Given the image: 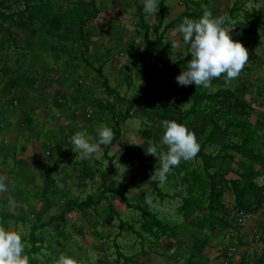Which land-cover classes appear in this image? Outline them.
I'll return each mask as SVG.
<instances>
[{
    "label": "trees",
    "instance_id": "trees-1",
    "mask_svg": "<svg viewBox=\"0 0 264 264\" xmlns=\"http://www.w3.org/2000/svg\"><path fill=\"white\" fill-rule=\"evenodd\" d=\"M164 1L160 0L157 5L160 17L158 25L148 26L143 14L144 0L141 3L133 0L136 7L134 26L142 30V34H140L142 45L139 46L137 53L141 71L136 91L140 95L134 94L127 98L124 95H119L114 88H111L107 78L100 73L110 51L107 48L104 49L105 58L91 52V46L96 44V41L91 40L86 27L88 21L98 17L101 3L96 0H0V95L6 96L9 103L13 98L11 96L13 91L17 92L24 89L30 92L32 96L29 98V104L32 108L29 111H24V115L20 114L21 124L32 127L35 110L41 108L45 112L46 108L49 107L48 105L44 106L45 99L41 95L40 89H37V85L42 84L43 86L46 83L50 85V88L53 85V94L58 101L63 102V104L66 102L68 104L81 103L82 109L88 111L87 117L92 120V124L89 125L90 131L94 125H106L112 129L114 137L109 143V147L107 146L104 155L109 166L115 158H121L122 164L139 168L133 174V176L138 177L137 182L130 184H125L124 181L119 180L118 175H113L114 179L110 181L109 177L105 176L110 173L108 168L105 175L100 173L98 177L99 187L96 195H86L82 200L77 198L64 199L61 201L60 211L54 215L50 213L52 205L50 198L56 192L54 191L47 196V190L43 187L26 186V196L31 193L32 197L36 199L35 205H33L41 204V206L34 208V206L29 205V202H25L26 207L31 208L36 213L30 223L27 239L22 236L24 245L25 243L28 244V246L25 245V252L28 256L37 255L42 250L44 236L41 233L45 232L46 227H48L45 224L51 226L56 221V226H60V222H64L67 213L71 212L76 216V213L85 211L87 217H99L97 206L101 202H106V205L102 206L104 207L102 213L109 215V219L92 222V226L97 228L100 225L103 228L111 223L110 220L119 219L120 214L116 212L111 202V199L116 197L121 198L132 211H137L138 215L131 223L120 221L119 232L114 237L116 239L123 235V230L128 229L141 241L142 248L139 253L146 257L156 253L157 250L166 255L171 248H181L183 240L177 237V233L184 229L182 222L193 231V233L188 234L189 240L192 241L185 249V255L177 258L176 256L179 254L177 252L176 256H166V264L170 260H172L171 264H196L207 250L204 256L207 258L208 255L210 256L211 249L217 246L212 245L217 237L225 239L226 235L227 244L225 242L221 250L217 252L218 258L222 260L218 262L235 264L237 260L234 262L232 258L243 238L241 239V235L237 232H235L236 235H232L234 230L233 227L231 228L230 222L232 219L234 221L237 219L239 229L246 224L242 221L241 214L253 215L255 211L259 210V213L261 212L264 217V183L254 182L264 175V171L258 174L251 168V164L258 163L261 159V154H254L252 149L256 142L264 144V128L258 124L252 125L253 123L248 120L250 113H256L259 119H264V98L263 102H260L258 78L255 81L250 79L247 87L244 84L251 71L258 72L260 71L259 68L262 67L260 66V56H257L256 50L260 48L262 52L264 49L260 43H253V38L260 40V33L264 30V9H258L257 13L252 10L244 11L242 0H235L232 6L227 9L224 27L231 32L233 40L241 42L248 50V59L252 57L253 62L252 64L247 62L246 64L249 66H244L240 74L235 77L239 83L231 82L229 88L220 87L217 91L209 93L202 90L200 86L179 89L175 83H170L171 76L179 75L182 68L186 67L187 60L190 59V48L184 44L183 55L173 57L172 63L169 64L164 39L166 32L178 27L185 16L199 18L205 11H208L215 17L213 10L209 9L213 1L193 0L188 6L186 4L189 0H182V4H185V10L159 33V26L165 17ZM239 15L243 16L242 20H239ZM150 30L154 33L152 40L148 39ZM181 42L183 43V40ZM260 42L263 41L260 40ZM72 46H77L78 54H75L71 49ZM127 48L131 54L135 53L133 45H129ZM49 59L51 62L48 61ZM97 62L100 64L95 68L94 64ZM60 63H63V69H60ZM254 65L256 69H254ZM36 66L39 67L37 73H35ZM9 67L11 70L15 68L14 74L4 77ZM79 70L85 76H80ZM41 71L47 75H41ZM90 71L96 75L101 88L100 94L104 96L98 94L94 103L91 102L92 99H88V94L85 95L84 87L81 85L82 81H85L86 84L85 78L88 77L86 73ZM59 72L62 73L61 75L66 82H69L70 78H75L73 86L78 89L82 87L83 94L73 92L67 97L65 91L60 88L62 81L50 77L51 75L57 76ZM217 78H214L211 84L216 83ZM3 81L4 84L2 85ZM67 86L71 87L69 83ZM243 92L251 94L248 100L242 97ZM150 96H156V99L152 102L149 99ZM36 101L37 104L35 105ZM87 103L90 109L87 107ZM135 106L139 107L136 108ZM148 108L154 112L153 117L147 115L143 117L142 113L138 111L143 109L145 112ZM106 113L110 117H106ZM133 116L141 117L140 138L143 141H152L153 145H156L158 154H162L166 150V146L160 143L163 129L159 127V124L162 120H175L185 125L196 135V138L199 134L203 135L202 139L198 141L200 149L196 156L171 169L173 174L171 177L176 178L178 187H181L177 193L175 191L169 197L172 201L176 198L180 202L175 210L181 221L178 225L175 224V221L162 220L151 209V205L157 199L162 202L168 196L158 187L160 181L151 178L152 174L157 173L160 168L159 156L155 157L154 160L146 159L141 157V146L133 144L127 147L123 143L113 155H108L109 150H111L110 147L114 148L113 145L116 146L115 143L120 138L122 125ZM0 119L6 120V116L0 117ZM202 124L206 125L203 128L207 129L205 133L200 132L198 127ZM48 132L43 134L42 131L40 134L39 130L34 136L43 135V138L55 139L56 144L50 148L55 150V155L63 157L61 149L64 137L61 136L57 139L54 133ZM220 139L223 141L219 146V152L215 155L207 152L206 148ZM1 142L5 143L4 140ZM8 158L2 155L0 151V164L7 162ZM56 166L57 163H53V167ZM87 174L86 171H83L80 176L85 178ZM230 174H233L234 177L228 178ZM168 178L169 174H167ZM143 186L150 188V196L147 197L143 194L141 189ZM132 189H137L139 192L134 195L136 200L129 203L126 196L127 192ZM228 197L229 199H227ZM148 200H151L150 204L147 202ZM252 203L254 208L250 207ZM159 206L162 205L159 204ZM2 207H6V201L0 202V208ZM90 208L92 209L86 212ZM13 215L16 214L13 213ZM44 215L51 216L48 217L47 221H41L40 217L42 218ZM27 216L28 218L21 217L20 220L29 221L32 214L27 212ZM15 219L18 222V217ZM135 225L139 226L137 230L134 228ZM259 225L264 228L261 223ZM223 232L226 233L222 235ZM95 235V237H104L99 232H95ZM47 236L48 234L45 238ZM92 237L95 238L94 235ZM164 241L167 245L165 249V246H162ZM111 244L116 250V262L122 258L124 264H139L136 254L126 257L119 251V245ZM145 246L148 250H144ZM97 249L99 250V248ZM102 251L104 250L102 249ZM161 259L163 260L164 257ZM180 259L184 263H179ZM238 263L264 264V251L257 252L254 258L253 256L247 257L246 253H241Z\"/></svg>",
    "mask_w": 264,
    "mask_h": 264
},
{
    "label": "rangeland",
    "instance_id": "rangeland-1",
    "mask_svg": "<svg viewBox=\"0 0 264 264\" xmlns=\"http://www.w3.org/2000/svg\"><path fill=\"white\" fill-rule=\"evenodd\" d=\"M96 1L101 3L100 13L96 19L88 21L86 27L88 33L91 36V40L96 41V44L91 46V52L93 54H99L102 58H105V55H103L105 54L103 53L104 49L107 48L110 51L108 58L106 57L107 61L100 69V73L107 78L109 86L114 88L119 93V95H124L129 98L134 94H138L136 90L140 81L139 75L141 71L137 53L139 52V46L142 45V40L140 38L142 30H139L134 26V13L136 10L135 4L133 0ZM136 1L137 3H141L142 0ZM191 1L193 0H189L186 5L189 6ZM212 1L213 2H211L209 9L213 10L215 17H218L225 16L227 9L232 6L235 0ZM155 2L157 7L160 0H155ZM241 2H244V11L249 12L252 10L257 13L258 9H264V0H242ZM163 7L165 17L161 23V26H159V33L162 32L164 27L169 22H171L174 18H176V16L180 15L185 10V4H182V0H165ZM143 14L144 20L148 26L158 25V21L160 19L158 9L153 14L146 12L143 7ZM238 18L239 20H242L243 16L239 15ZM153 37L154 33L152 30H150L148 39L152 40ZM257 40L259 39L253 38V43H256ZM260 40L264 41V30L260 33ZM172 41L177 42L176 47L171 46ZM181 41L182 34L179 33L178 27H176L174 30H169L166 32L164 42L167 47V54L169 57L167 62L169 64L172 63L171 61L173 57L183 55L185 45ZM129 45H133V49L135 50L134 54H131L127 48ZM71 49L75 52V54H78L77 46ZM260 50V48H257L256 54L258 57L260 56L261 58H264V51L261 52ZM9 52L12 53L11 51ZM147 60L150 61V59ZM48 61L51 62V59ZM101 62H103V60H101ZM248 62L252 64V57L248 59ZM62 64L63 63H60V69L64 68L62 67ZM99 64V62L94 64L95 68H97ZM245 66L249 65L245 64ZM38 68V66L35 67V73H37ZM254 69H256L255 65ZM261 69L263 72L264 65H262ZM14 70L15 68L11 70V67H9L7 73L5 74L6 76L4 77L12 76V74H14ZM25 70H23V72H25ZM41 72V75H47L43 71ZM78 73L80 76H85L81 70H79ZM61 74L62 73L59 72L57 76L51 75L50 77L57 78L62 81V83H60V88L65 91L67 97L72 95L73 92L83 94L82 87L78 89L73 86V81L75 78H70V81L66 82ZM86 74L88 75V77L85 78L86 84L84 83L85 81H82L81 85L84 87L83 90L85 95L88 94V99H92L91 102L94 103L98 94L102 97L104 96L103 94H100L101 88L94 72L90 71ZM262 75L263 73L259 75L257 74L256 77L259 78L260 82V84H257L258 88H260V102H263L264 98V84H262L264 83V75ZM175 77L176 74L171 76L170 83H175V86L179 89L190 88L194 86H179L175 80ZM249 77H251V75H249L248 78H246V81H244L245 87L249 86ZM255 79L253 81H255ZM216 80V83L210 84V86L207 88L201 87L202 90L212 93L217 91V89L220 87L229 88V85L231 86V82L239 83V81L235 80V78H232L227 84H225L221 77H218ZM4 81L2 82V85L4 84ZM68 83L71 85V87L67 86ZM172 88L175 87L172 86ZM37 89H40L41 95L45 99L44 106L48 105L49 107L46 108L45 112L42 111L41 108L35 110V116L32 120V127H26V125H22V119L20 117V114L24 115V111H29L32 108V106L29 104V98L32 96L30 92L24 89H20L17 92L13 91L11 94L13 98L12 100L10 99L11 101L9 100V103L8 99L6 100V96L2 97V95H0V117L6 116V120L0 119V151L2 152V155L9 157L7 162L0 164V177L6 178L7 184L6 191H0V202L6 201V207L0 208V225L4 226L5 228L16 229L26 239L30 232V223L36 215V213L33 212L31 208L28 209L25 205V202H29V205L32 207L35 205L34 203L36 201V199L32 197L31 193H28L26 196V186L34 185L35 187H43L45 190H47V196L51 193H54V191L56 192V194H53L50 198L52 202L50 213L54 215L60 211L62 205L61 201L64 199L77 198L78 200H82L86 197V195H96L98 193L99 187L98 177L100 173L105 175L108 172V168L110 169V173L105 176L109 177L108 179H110V181L114 179L113 175H118V179L122 182L124 181L125 184L137 182L138 177L133 176V174H135V172H137L139 169L135 168L134 166L128 167L126 164H122L120 161L121 158H115V160H113L112 164L109 166L107 159L104 157L105 150L107 146L109 147V144H101L97 151L90 155L88 159H82L78 150L75 149V146L71 142L72 135L78 131L84 132L86 136L90 138V142L95 143L98 139L95 129L102 126L94 125L90 131L89 125L92 124V120L87 117L89 114L88 111L82 109L83 105H81V103L68 104L66 102L63 104V102L58 101V99L53 94V85L50 88V85L46 83L43 86L42 84H38ZM250 96L251 94L243 92L242 97H244L246 100H248ZM149 99L153 102L156 99V96H150ZM36 104L37 101L35 102V105ZM155 104L156 102L154 105ZM86 105L89 108L88 103ZM135 107L137 108L139 106ZM19 110L21 111L19 112ZM138 111L142 113L143 117L146 115L153 117L154 115V112L150 108L146 109L145 112H143V109ZM105 116L110 117L108 113H106ZM156 118L157 116L155 119ZM140 119V116L137 118L133 116L132 118L126 120V122L122 125L120 135V138L122 137V139L119 138L118 142L115 143L116 146L113 145L114 148L110 147L111 150L108 152L109 156L113 155L116 150L120 149V144L123 143L124 146L127 147L133 144H138V146H141V157H145L146 159L149 158L150 160L155 159V156L147 153V150L149 147H156V145H153L152 141H143L140 138ZM248 120L249 122L253 123L252 125L260 124L259 126L264 128V119H259L256 113H250ZM205 126L206 125L204 124L198 126L200 128V132H206L207 129H203ZM39 130L40 134H42V131L43 134H45L47 131H49L48 133L50 134L54 133L57 139H59L61 136L64 137L62 139L61 149L63 157L60 155H55V150L50 148L56 144L55 139L50 137L43 138V135H39L38 137L34 136L36 131L38 132ZM202 137L203 135L199 134L198 138H196L197 142L200 141ZM2 140H4L5 143L1 142ZM222 141L223 140L220 139L214 144L208 146L206 148L207 152L213 155L218 153L220 149L219 146L222 144ZM252 150L254 154H261L260 161L255 164H251V168L257 171L259 174L264 171V144L256 142L253 144ZM145 158L141 159L146 160ZM141 159L139 160V165ZM181 162H183V160ZM53 163H57V166L53 167ZM83 171L88 173L87 177L85 178L80 176ZM168 174L169 178L164 183L158 184L160 190L168 196L163 199L162 202L157 199L154 204L151 205V209L155 211L158 214V217H160L162 220L165 219V221H175V224L178 225L181 223V221L175 210L179 206L180 202L176 200V198L174 201H172L169 199V197L173 195L175 191L177 193L181 187H178L176 178L171 177L173 175L172 170H170ZM233 177V174L228 176V178ZM151 178L159 180L158 172L153 173ZM110 181L108 180V183H110ZM254 182L258 183L257 179ZM141 189L145 196L148 197L151 195L150 188L143 186ZM137 192H139L137 189H132L131 191L127 192L126 197L129 203H132L136 200L134 195H137ZM10 198L11 200L15 201V205L13 207H10L9 205ZM227 199H229V197ZM111 202L114 209L120 214V216L119 219L114 218L110 220L111 223L103 228H101L100 225L97 228L93 227L92 222H99L100 220L109 219V215L102 213V210L104 209L102 206H105L106 202H101L97 206L99 217H87L85 215V211H80L79 214L76 213V216L70 212L65 215L64 222H60V226H56V221L51 226L45 224L48 227H46L45 232L41 233V235L44 236V243L42 244L43 248L37 255L29 256V264H55L56 259L61 253L67 256L71 255L69 257L75 259L77 264H124L122 258L117 262L115 261L116 250L113 248L111 243H116L119 245V251L126 257L136 254L138 257L137 262L139 264H166V256H176L177 252L179 253L176 256L177 258L179 256L183 257L185 255V249L192 241L191 239L189 240L188 234L193 233V231L188 227L187 224H184L183 222L182 227L184 229L178 231L177 233V237L183 240L182 247L171 248V250L169 249L170 251H168L166 255L165 253L161 254L162 251L160 250H157L156 253L151 255H147L148 257L139 253L142 248L141 241L135 235L129 232L128 229L123 230V235L115 239L114 235H117L119 232L120 221L131 223L135 216L138 215V212L132 211V209L127 207L126 203H124L119 197L112 198ZM159 204L162 206H159ZM39 205L41 206V204H37L34 206V208H37ZM251 206L254 208L253 203L250 205V207ZM91 209L92 208L86 210V212L90 211ZM75 211L77 212V209H75ZM12 212L17 216L13 215ZM27 212L28 214H32V216L29 217V221H21V217L28 218ZM49 216L51 215H44V217H40V219L41 221H47ZM15 217H18V222H16ZM15 222L16 224H14ZM259 223H261L262 226L264 225V217L261 212L259 213V210L255 211L253 215H250V219L242 228L238 229L237 219L236 221L232 219L230 222L231 228L233 227L234 230L232 231V235H236L235 232H237L239 235H241V239L243 238L242 243L239 245L241 247L238 246L239 248L236 249L235 255L232 258L234 262L237 260L235 264H241L238 263L239 255H241V253H246L247 257L253 256L254 258L255 255H257V252L260 250L264 251V228L261 227ZM182 227L179 226V228ZM134 228L137 230L139 226L135 225ZM95 232H99L102 236L104 235V237H95ZM225 233L223 232L222 235ZM46 234H48L47 238H45ZM93 235L95 238L92 237ZM107 235L113 236L110 237ZM214 241L215 243L212 245L217 246L211 249L210 256L208 255V258L204 256L207 253V250L205 254L200 257L202 259H198L196 264H221L218 262L222 260L218 258L217 252L221 250V247H223L225 242L227 244V235L225 239H223V237H217ZM25 245L28 246L27 243H25ZM162 246H165L164 249L167 247L166 241L162 242ZM97 248H99L100 251ZM102 249L104 251H102ZM144 250H148V248L145 246ZM161 257H164V259L162 260ZM180 260L181 261H179V263H184L182 259ZM171 261L172 260L167 261V264H171Z\"/></svg>",
    "mask_w": 264,
    "mask_h": 264
},
{
    "label": "clouds",
    "instance_id": "clouds-1",
    "mask_svg": "<svg viewBox=\"0 0 264 264\" xmlns=\"http://www.w3.org/2000/svg\"><path fill=\"white\" fill-rule=\"evenodd\" d=\"M155 0H144V10L149 13L157 11ZM226 16L213 17L211 12L205 11L199 18L185 16L178 26L182 40L190 48V59L186 67L175 77L179 86L194 85L207 88L214 78L222 77L225 84L237 77L248 61V50L241 42L231 38V32L224 27ZM177 46L176 41L171 42ZM159 127L163 129L160 143L166 146L162 154H158L155 146L149 147L147 153L159 156L160 168L158 176L160 183L167 180V174L182 160L193 159L200 149L195 134L185 125L175 120H162ZM97 142H90L84 132H76L71 142L78 150L82 159H88L101 144L111 143L114 137L108 126L95 129ZM6 178L0 177V191H6ZM149 204L151 200L147 201ZM10 207L15 201L9 200ZM246 215L245 223L250 219ZM239 248V247H238ZM0 264H29V256L25 252L22 235L14 228L9 229L0 225ZM55 264H77L76 260L63 253L56 259Z\"/></svg>",
    "mask_w": 264,
    "mask_h": 264
},
{
    "label": "crops",
    "instance_id": "crops-1",
    "mask_svg": "<svg viewBox=\"0 0 264 264\" xmlns=\"http://www.w3.org/2000/svg\"><path fill=\"white\" fill-rule=\"evenodd\" d=\"M257 42L260 43L261 44V47L264 49V45H263L264 41L263 42H260V40H257ZM262 65H264V58H261L260 57V66H262ZM259 70H260V72H255V73L253 71H251L250 74H249V75H251V77H249V78L252 79V80H254L257 77V74L259 75V74L263 73V75H264V71L262 72V69H260V68H259ZM258 125H260V124H258Z\"/></svg>",
    "mask_w": 264,
    "mask_h": 264
},
{
    "label": "built area",
    "instance_id": "built-area-1",
    "mask_svg": "<svg viewBox=\"0 0 264 264\" xmlns=\"http://www.w3.org/2000/svg\"><path fill=\"white\" fill-rule=\"evenodd\" d=\"M257 182H258V184H263V183H264V175L261 176V177H259V178L257 179ZM246 217H247L246 215H243V216H242V221H243V222H245Z\"/></svg>",
    "mask_w": 264,
    "mask_h": 264
}]
</instances>
